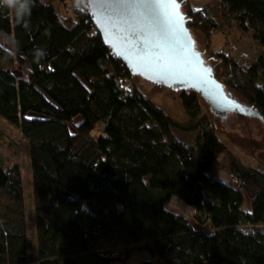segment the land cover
<instances>
[{
	"label": "trees",
	"instance_id": "16d2710c",
	"mask_svg": "<svg viewBox=\"0 0 264 264\" xmlns=\"http://www.w3.org/2000/svg\"><path fill=\"white\" fill-rule=\"evenodd\" d=\"M57 1L70 14L52 0H0V34L14 48L0 44V117L28 143L37 238L34 259L23 181L9 169L0 264H125L136 253L147 254L141 264H264V168L229 153L232 179L211 177L227 147L200 95L178 92L187 119L175 121L130 86L135 76L86 7ZM181 1L192 32L228 35L234 25L264 50V0ZM222 61L224 84L264 122V54L248 70ZM174 130L197 136L189 144ZM173 199L204 229L169 211Z\"/></svg>",
	"mask_w": 264,
	"mask_h": 264
},
{
	"label": "rangeland",
	"instance_id": "374dc122",
	"mask_svg": "<svg viewBox=\"0 0 264 264\" xmlns=\"http://www.w3.org/2000/svg\"><path fill=\"white\" fill-rule=\"evenodd\" d=\"M52 1L59 13L66 16L70 14L68 8L72 9V6L70 7L71 3H67L64 8L63 4L59 1ZM193 2H195V0H193ZM86 4L87 0H79L78 2L80 7L85 8ZM198 4L203 3L196 2L195 6ZM193 36L196 41V49L203 53L206 65L215 71L216 78L223 84L227 83V80L222 56L233 59L243 69L248 70L255 65L264 54L263 48L251 34H243L235 28L234 25L229 29L228 35L215 33L212 36H208L201 31L194 30ZM0 44L4 45L9 51H14L13 41L4 40L1 34ZM14 64V66H17V62ZM17 72L16 74L20 76V72ZM130 86L135 87L149 96L175 121L180 123L186 121V113L183 109L182 101L180 100V93L172 91L170 88L156 86L139 76L134 77ZM226 90L228 96L232 99L244 105L248 104V102L234 89H228L226 86ZM200 101L203 112L212 118L211 120L213 121L216 134L227 147V151L219 157L218 161L212 167L210 176L218 179L223 178L225 181L227 180L229 172L232 171L229 164V153L236 156L246 165L264 168V122L253 115L246 116L237 113L228 115V117L223 120L217 116L215 117L210 112L209 106L202 99ZM79 119L80 118L76 121L77 123L81 121ZM0 130V214L4 211L5 206H13L1 190L8 178L7 170L18 168L23 181L29 248L32 257L35 259L37 238L33 198V174L28 143L20 130L2 117H0ZM99 131L100 128L98 127L94 134L97 135ZM173 132L177 139L189 144H192L197 136V133H188L180 130H174ZM245 199V206L249 208L250 198L248 194H245ZM167 209L186 218L191 222L195 230L201 229L197 225L198 222L195 220V212L184 203L173 199L167 205ZM144 256H147V254H133L128 264H138L139 259ZM31 264H38V262L34 260Z\"/></svg>",
	"mask_w": 264,
	"mask_h": 264
},
{
	"label": "water",
	"instance_id": "95a60500",
	"mask_svg": "<svg viewBox=\"0 0 264 264\" xmlns=\"http://www.w3.org/2000/svg\"><path fill=\"white\" fill-rule=\"evenodd\" d=\"M106 46L134 76L175 92L200 95L216 117L260 114L228 96L226 86L196 49L181 0H87Z\"/></svg>",
	"mask_w": 264,
	"mask_h": 264
},
{
	"label": "crops",
	"instance_id": "0c3cea01",
	"mask_svg": "<svg viewBox=\"0 0 264 264\" xmlns=\"http://www.w3.org/2000/svg\"><path fill=\"white\" fill-rule=\"evenodd\" d=\"M198 6H200V5H198ZM228 178H229V180H228ZM228 178H227V180L225 181L223 178H219V180H222V181H224V182H229L230 181V179H231V174H230V172H229V174H228ZM218 179V178H217ZM250 210V206H249V208H248V211ZM198 225V224H197ZM199 226V225H198ZM201 229L200 230H202L203 228L201 227V226H199ZM197 231H199L198 229H196ZM146 258V256H144V257H142V258H140L139 259V262H138V264H141L142 263V261L144 260ZM130 261V260H129ZM128 261V262H129ZM128 262L127 263H125V264H128Z\"/></svg>",
	"mask_w": 264,
	"mask_h": 264
},
{
	"label": "built area",
	"instance_id": "2783aa9c",
	"mask_svg": "<svg viewBox=\"0 0 264 264\" xmlns=\"http://www.w3.org/2000/svg\"><path fill=\"white\" fill-rule=\"evenodd\" d=\"M231 179H232V176H231ZM231 179H230V180H231ZM237 183H238V180H236V179L233 180V184H234V185L237 184Z\"/></svg>",
	"mask_w": 264,
	"mask_h": 264
},
{
	"label": "clouds",
	"instance_id": "9594fccd",
	"mask_svg": "<svg viewBox=\"0 0 264 264\" xmlns=\"http://www.w3.org/2000/svg\"><path fill=\"white\" fill-rule=\"evenodd\" d=\"M4 3H6V0H3Z\"/></svg>",
	"mask_w": 264,
	"mask_h": 264
},
{
	"label": "bare ground",
	"instance_id": "6f19581e",
	"mask_svg": "<svg viewBox=\"0 0 264 264\" xmlns=\"http://www.w3.org/2000/svg\"><path fill=\"white\" fill-rule=\"evenodd\" d=\"M230 115V114H229ZM228 117V116H227Z\"/></svg>",
	"mask_w": 264,
	"mask_h": 264
}]
</instances>
